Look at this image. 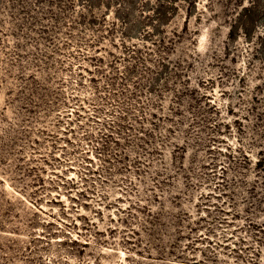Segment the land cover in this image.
Here are the masks:
<instances>
[{
  "label": "rangeland",
  "instance_id": "obj_1",
  "mask_svg": "<svg viewBox=\"0 0 264 264\" xmlns=\"http://www.w3.org/2000/svg\"><path fill=\"white\" fill-rule=\"evenodd\" d=\"M0 264H264V0H0Z\"/></svg>",
  "mask_w": 264,
  "mask_h": 264
}]
</instances>
